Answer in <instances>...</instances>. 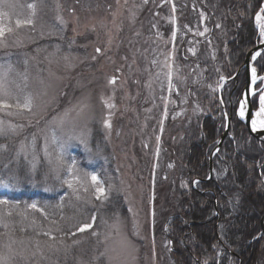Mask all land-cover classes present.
I'll return each mask as SVG.
<instances>
[{"label": "rangeland", "instance_id": "rangeland-1", "mask_svg": "<svg viewBox=\"0 0 264 264\" xmlns=\"http://www.w3.org/2000/svg\"><path fill=\"white\" fill-rule=\"evenodd\" d=\"M216 2H210L215 10ZM8 3L14 7L4 9L10 15L2 22L13 31L6 32L0 45V70L10 66L7 87L21 101L30 94L34 104L31 111L12 116L5 113L16 109L0 111L5 127L0 134V179L13 184L9 190L0 188V198L34 191L58 198L59 204L68 195L62 209L48 210L49 219L12 201L0 205V264H96L101 259L104 264H172L168 243L156 225L174 190L189 191V182L179 174L183 152L196 136L197 119L216 108L217 80L225 73L218 58L222 44L214 37L208 14L187 0ZM30 3L36 5L33 24L17 28V19L31 15ZM183 7L185 16L191 9L184 18L190 19L189 25L176 15ZM180 23L184 31L179 36ZM261 86L258 96L264 81ZM105 120L110 128L104 127ZM53 132L61 139H84L91 151L73 140L66 160L75 159L81 175L94 171L106 187L112 186L103 203L82 190L81 201H76L61 182L63 171L57 179ZM46 139L52 164L44 152ZM116 197L126 209L123 216L107 218L100 229L93 224L76 232V225L92 222L97 205L99 210L110 207ZM85 234L92 240L89 259L84 252V257L67 259L66 242Z\"/></svg>", "mask_w": 264, "mask_h": 264}, {"label": "trees", "instance_id": "trees-1", "mask_svg": "<svg viewBox=\"0 0 264 264\" xmlns=\"http://www.w3.org/2000/svg\"><path fill=\"white\" fill-rule=\"evenodd\" d=\"M163 1L168 3V0ZM211 1L214 0H187L208 14L214 37L222 44L218 58H221V69L225 72L223 77L229 79L243 64L247 53L257 45L254 17L264 0H215L219 6L217 11L210 5ZM176 4L179 7L180 3ZM183 10L184 7L177 8L176 15L180 14V22L191 14L190 8L186 16L181 13ZM187 18L184 20L189 25L191 21ZM218 23L220 26L217 28ZM179 28L180 36L184 31L182 23ZM254 65L262 75L264 53ZM204 75L209 79L208 73ZM244 85L245 73H241L237 81L227 83L222 90L227 112L230 111L229 104H232V118L229 136L212 159L211 180L205 181L208 178L209 158L225 128L224 115L217 103L207 116L197 119L196 136L186 143L179 174L189 182V191L180 188L174 190L172 202L166 211L162 208V218L156 225L168 243L172 264H264V241L256 239L261 230L260 221L264 217V146L249 136L235 114ZM251 106L254 111L257 110V97L253 98ZM180 131L179 128L177 132ZM175 148H178L177 145ZM194 180L198 181L195 188L191 186ZM169 199L166 196V204H169ZM9 200L19 207L37 203L46 207L47 212L54 210L58 204V198L34 191H22ZM99 207L97 205L91 214L97 218L94 229H100L102 221L107 218L110 221L116 215L123 216L126 210L118 197L112 200L110 207L107 205L100 210ZM86 234L84 237L72 236V240L66 242L69 248L67 259L69 255L83 256L82 252L89 259L92 240L91 235L86 237ZM87 238L89 241L85 242ZM96 264L104 262L101 259Z\"/></svg>", "mask_w": 264, "mask_h": 264}, {"label": "snow or ice", "instance_id": "snow-or-ice-1", "mask_svg": "<svg viewBox=\"0 0 264 264\" xmlns=\"http://www.w3.org/2000/svg\"><path fill=\"white\" fill-rule=\"evenodd\" d=\"M145 3H147V0H145ZM14 5L8 3V0H0V45L3 44V39L5 37L6 32L10 33L13 31V29L9 26L6 27L3 24V19L7 18L10 13L8 11H5L6 8H13ZM27 7L32 10L31 15L26 19H17L15 21L16 27L20 28L22 25H32L33 19L32 16L35 15V4H28ZM173 11L175 9L173 8ZM256 27L259 30V40L261 44H264V6H262L256 14ZM219 27V25H217ZM207 31V29H206ZM203 33H201L202 35ZM176 33H172L173 39H175ZM100 49H97V52H99ZM258 56H261V53L257 51L254 55L251 56V59L255 61ZM2 68V66H0ZM11 70L10 66L6 70H0V111L4 110H10V109H16L17 112L13 113L12 111H7L5 114L12 116L14 114H19L23 111H31L33 108V97L29 94L23 97V100L21 101L18 97L14 96L12 92L7 87V76L8 72ZM224 77L221 76L220 80L223 81ZM260 79H264V77H261ZM257 80V72L256 68H252V83L256 84ZM109 83H115V80H110ZM168 88L171 90L173 88L172 84V75L171 73L168 74ZM12 101H15L14 103ZM107 107H112L113 105L107 104ZM249 112V109L247 107V103L244 101L240 102L239 109L237 112V115L239 116L240 120H244L246 118V113ZM251 118V131L253 133L257 131H264V90H261V94L259 96V108L257 111L250 113ZM63 123V121H61ZM104 127L110 128L111 125L107 120L104 121ZM9 130L14 131V126L12 124L8 125ZM5 132L4 127V121L0 120V134H3ZM159 139V138H157ZM73 140H78L79 143L85 145V151L90 152L91 149L87 148L86 142L82 137L74 136V135H68L66 139H61L56 136L55 132H53L51 136V144L55 146V168L54 171L57 172V179H61L59 176V172L63 171L65 173L64 177L61 179L62 184L66 185L67 188L72 193L73 197L76 201H81L80 191L82 190L85 193H91L94 195L95 200L100 201L103 203L108 198V193L111 190V185H108L107 187L104 184V181L101 179V177L93 172L85 171L83 175H81V169L78 166V163L75 159H72L70 162L66 160V151L67 148L71 145ZM45 156L49 158V163L52 164L53 161L50 158V153L48 152L47 147V139L45 144ZM13 187V184L11 180H4L0 179V188H3L5 190H9ZM4 195V194H0ZM68 193H65L63 196L60 197V203L56 205V207L62 209L63 208V201L65 199V196H67ZM90 201H86V203H89ZM10 203V200L8 198H0V205H8ZM28 209L40 213V215L44 216L45 219H49L48 212L46 211V207H41L37 203H32L27 206ZM60 219L63 220L64 216L61 215ZM96 215H91V223H81L76 225V232H85L88 229H91L93 227V224L96 221ZM53 224H56V220L51 221ZM33 223L35 221L33 220ZM112 227H117V225H113ZM76 232H72V235H76ZM93 235H97V233L93 232ZM44 235H49L48 232H45Z\"/></svg>", "mask_w": 264, "mask_h": 264}, {"label": "water", "instance_id": "water-1", "mask_svg": "<svg viewBox=\"0 0 264 264\" xmlns=\"http://www.w3.org/2000/svg\"><path fill=\"white\" fill-rule=\"evenodd\" d=\"M257 51H259L260 53L264 52V44H261L259 45L258 47H256L255 49H253L252 51H250L246 58H245V61H244V64L243 66L241 67V69L238 70V72L235 74V76L233 77L234 80H237L240 72L245 69L246 73V79H245V87L242 91V94H241V97H240V100L238 102V105H237V109H239V105H240V102L241 101H244L247 103V107L249 109V112L246 113V118L245 120H241L243 122V124L246 126L247 130H248V133L251 137L255 138L258 142L262 143L264 145V132H261V131H257L255 133H253L251 131V118H250V113H252V108H251V99H252V96L254 94V87L256 84H253L252 83V77L251 79H249L248 77V74H249V71L252 70V68L254 67L253 66V61L251 59V56L254 55ZM259 75L257 73V80H256V83L259 81ZM218 96H219V100L221 102V99H220V93H218ZM222 103V102H221ZM231 117H228L227 118V123H226V128H225V131L224 133L222 134V136L220 137V140H219V143H218V146H217V149L216 150H219L220 147H221V144L223 142V140L228 136L229 134V126H230V119ZM214 155V153H213ZM213 155L211 156V159H210V172H209V175L212 176V158H213ZM260 225H261V232L260 234L258 235V238H263L264 239V217L262 218L261 222H260Z\"/></svg>", "mask_w": 264, "mask_h": 264}, {"label": "bare ground", "instance_id": "bare-ground-1", "mask_svg": "<svg viewBox=\"0 0 264 264\" xmlns=\"http://www.w3.org/2000/svg\"><path fill=\"white\" fill-rule=\"evenodd\" d=\"M253 61V60H252ZM243 64H244V62H243ZM243 64L239 67V69H241V67L243 66ZM240 73H242V71L240 72ZM248 77H249V79H251V77H252V70H250L249 71V74H248ZM238 79V78H237ZM241 94H242V91H241V93H240V95H239V98H238V100H240V97H241ZM221 95H222V92H221ZM229 107H231V103L229 104ZM222 110L223 111H226V107H225V104L223 105V107H222ZM224 115H225V117H231L232 118V112L230 111V112H225L224 113ZM230 118V119H231ZM245 120V119H244ZM261 132H264V131H261ZM253 138V137H252ZM226 139V138H225ZM225 139L223 140V142L225 141ZM255 139V138H254ZM223 142H222V144H223ZM222 144H221V146H222ZM211 156H212V154L210 155V158H209V167H210V159H211ZM213 159V158H212ZM212 161V160H211ZM209 172H210V169L208 170V178L205 180V181H209V180H211L212 178H213V171H212V176H210L209 175ZM198 181H196V180H194V181H192V183H197ZM256 239H258V240H260V239H263V238H256ZM263 241H264V239H263Z\"/></svg>", "mask_w": 264, "mask_h": 264}]
</instances>
